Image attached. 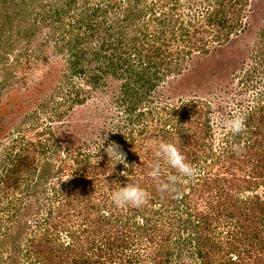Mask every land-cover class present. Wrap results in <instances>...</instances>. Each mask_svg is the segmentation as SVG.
I'll return each instance as SVG.
<instances>
[{
    "label": "trees",
    "instance_id": "obj_1",
    "mask_svg": "<svg viewBox=\"0 0 264 264\" xmlns=\"http://www.w3.org/2000/svg\"><path fill=\"white\" fill-rule=\"evenodd\" d=\"M39 1L48 16L33 29L47 20L53 24L55 49L66 57L57 82L68 90L48 94L40 104L44 117L28 115L40 124L26 130L44 128L33 135L40 150L28 152L29 140L18 136L12 143L23 144L20 150H1V197L8 201L0 209V264H264V86L253 79L256 69L235 75L254 92L241 113L247 127L239 136L218 128L219 138L210 143L216 131L203 99L173 105L154 96L185 71V59L206 55L212 41L224 44L238 34L250 0H31ZM10 4L22 5L0 0V10ZM255 47L264 66V26ZM79 75L86 88L111 93V107L124 121L111 123L113 130L99 127L108 143L94 149L66 147L55 137L53 126L70 106L85 103L83 88L72 83ZM160 142L174 143L198 169L195 177L181 179L178 198L161 194L148 176ZM111 144L124 160L108 156L104 149ZM52 147L65 153L60 164L45 157L38 167L35 154ZM160 163L162 179L177 174ZM26 174L32 176L22 180ZM127 183L149 193L146 205L113 204L112 192Z\"/></svg>",
    "mask_w": 264,
    "mask_h": 264
},
{
    "label": "rangeland",
    "instance_id": "obj_2",
    "mask_svg": "<svg viewBox=\"0 0 264 264\" xmlns=\"http://www.w3.org/2000/svg\"><path fill=\"white\" fill-rule=\"evenodd\" d=\"M16 1L22 5L14 7L10 4L6 5L7 11L0 10V179L4 174L1 165L2 148L12 147L13 153L20 150L23 144L18 143L15 146L12 143L14 137L18 136L26 141L29 140L30 143H36L26 145L28 152L34 149L40 150L38 147L40 143L33 135L44 128L26 130L34 123L40 124V121L35 120L34 114L33 117L28 115L38 111L37 113L44 117L40 104L48 94L60 96L65 94V89L68 90L57 82L64 73L66 57L61 56L55 49L53 38L56 37V31L53 30V24L47 20L46 24H40L39 29H33L34 24L41 23L45 16H48V11L43 8L44 2L32 3L31 0H24L23 4ZM183 2L186 4L188 0ZM9 7H13L12 10ZM13 12L18 15L15 17ZM242 21L244 27H239L238 34L233 35L224 44H216L212 41L206 55L195 53L185 59V71L179 76L166 80L154 94L156 102L178 105L184 99L199 97L210 105L212 113L207 115V118H210L213 124L212 134L213 128L216 131L214 139L208 138L210 143L219 138L218 128H221V133L225 131L222 127L223 120L234 114H241L250 105L254 93L251 85L236 79V73L253 65L256 69L254 81H260L258 87L264 86V66L259 65L260 55H257L259 51L255 47L258 31L264 26V0H250L244 8ZM31 32L34 33V37L28 38ZM205 39L209 41L210 38L207 36ZM84 81L83 75H79L72 83L76 84V87L83 88L84 91L79 97H83L85 103L78 106L73 104V110L71 105L69 114L66 113L60 120L61 123L56 122L53 127H57L55 137L60 145L94 149L108 143L105 139L107 137L101 136L97 131L99 127H108L111 123L115 126L114 123H124V121L117 119L118 113L111 107V93L108 91L110 94H102L100 89L86 88ZM143 119H146V116H143L140 123L137 121L140 126L143 125ZM109 128L113 130V127L109 126ZM41 142L43 143V139ZM145 142L143 152L139 153L140 161H143L147 148L153 147L155 143L154 138ZM46 145L48 146L47 143ZM62 154L65 155L64 152L61 153L60 150L57 152L52 147L47 154H35V162L38 167H42L43 158L50 157V162L52 165L55 163L56 166L60 164L59 157H63ZM92 161H95V158H92ZM66 167L67 165L64 168ZM31 176L26 174L21 178L24 180ZM103 184L108 185L106 182ZM0 187H2L1 183ZM1 192L0 188V209H5L8 200L2 199ZM261 192L258 191L259 194Z\"/></svg>",
    "mask_w": 264,
    "mask_h": 264
},
{
    "label": "clouds",
    "instance_id": "obj_3",
    "mask_svg": "<svg viewBox=\"0 0 264 264\" xmlns=\"http://www.w3.org/2000/svg\"><path fill=\"white\" fill-rule=\"evenodd\" d=\"M222 127L233 136L241 135L247 127L246 117L243 114H234L230 118L222 121ZM235 152L241 151V146L233 145ZM110 158L115 157L118 160H124L123 153L119 151V146L111 144L104 149ZM154 155L156 161L152 164L148 176L157 184V190L163 194L168 193L179 197V183L182 178L191 179L197 175L198 169L195 165L187 161V158L181 153L174 143L160 142ZM164 161L171 168L176 170V175H169L162 179V167L160 161ZM127 172L122 175L127 176ZM149 193L137 183H127L112 192L111 201L118 208L135 207L140 208L148 203Z\"/></svg>",
    "mask_w": 264,
    "mask_h": 264
}]
</instances>
